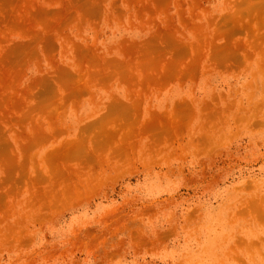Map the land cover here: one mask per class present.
Instances as JSON below:
<instances>
[{
	"label": "rangeland",
	"instance_id": "1",
	"mask_svg": "<svg viewBox=\"0 0 264 264\" xmlns=\"http://www.w3.org/2000/svg\"><path fill=\"white\" fill-rule=\"evenodd\" d=\"M0 264H264V0H0Z\"/></svg>",
	"mask_w": 264,
	"mask_h": 264
}]
</instances>
